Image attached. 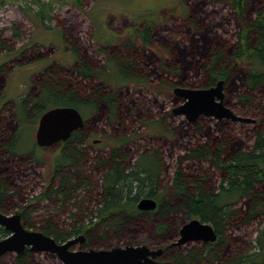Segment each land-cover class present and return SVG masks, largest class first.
<instances>
[{"label": "trees", "instance_id": "16d2710c", "mask_svg": "<svg viewBox=\"0 0 264 264\" xmlns=\"http://www.w3.org/2000/svg\"><path fill=\"white\" fill-rule=\"evenodd\" d=\"M218 1L231 11L234 41L217 33L203 5H191L172 29L140 23L129 28L130 36L119 46H102L98 53L107 69L75 49L71 68L50 65L36 75L21 100L24 115L0 112V212L8 214L19 200L25 202L18 180L39 162L30 151L22 152V121H40L54 107L72 106L84 116L85 126L57 145L60 154L45 198L64 213L75 211L69 222L52 212L32 222L23 208L28 230L59 243L84 235L88 249L154 235L158 246L164 244L160 260L174 264H264V0ZM45 58L39 54L28 60ZM22 60L0 66V99ZM115 74L135 91L143 87L177 105L183 101L175 96L176 87L210 88L224 80L225 104L257 121L248 129L242 125L239 134L227 120L201 117L176 123L169 122L170 113L154 118L129 85L115 86ZM135 122H141L143 133L132 129ZM100 133L104 147L91 156L87 144ZM148 138L160 147L136 146ZM143 198L155 199L156 210H140ZM193 219L211 224L217 242L172 247L181 225ZM254 224H259L256 239L246 247L239 233ZM0 233L9 235L3 227ZM11 255L12 262L0 256V264H39L30 251Z\"/></svg>", "mask_w": 264, "mask_h": 264}, {"label": "rangeland", "instance_id": "374dc122", "mask_svg": "<svg viewBox=\"0 0 264 264\" xmlns=\"http://www.w3.org/2000/svg\"><path fill=\"white\" fill-rule=\"evenodd\" d=\"M197 4L203 5V12H205L203 14L219 35L230 41L235 40V24L231 11L218 0H0V40L5 42L4 46H0V66L13 64L18 58L23 59L24 62L8 79L5 96L0 99V112L6 109L4 115L19 113L18 116L21 118L24 115L21 100L28 94L32 79L50 65L56 68H71L77 60L75 49L106 68L105 58L98 53L102 46H119L122 39L130 36L129 28L140 23L153 22L159 29H172L183 21L184 13L187 12L189 6ZM164 35L169 36L170 33H164ZM135 38L141 39V36L137 35ZM39 54L46 58L34 62L28 60ZM113 77L117 81L115 86L126 88L129 85L130 89L135 92L139 104L145 107L154 118L163 117L168 113L172 115V109L178 106L168 97L154 95L146 88L142 87L135 91V86L122 83L118 74ZM82 110L87 113L85 117L89 118L88 110L86 108ZM233 110L241 117L256 120L251 116L242 115L237 108ZM168 120L176 123L183 120L189 122L184 116L172 115ZM231 123H234V130L239 134L243 133L242 125L248 129L255 124L233 121ZM38 126L39 120L22 121L20 132L21 141H24L21 144L24 149L22 152L30 151L31 158L39 162L24 172L23 179L18 180L19 185L23 187L25 202L19 200L20 206L10 210L6 215H13L27 208L32 222L39 221L50 212L56 214V218L69 222L71 221L70 214L75 210L64 213L51 206L45 198L53 178L54 161L60 154V149L56 148L58 144L48 149L37 146ZM104 127L101 125L100 129ZM132 129L137 130L138 133L145 131L141 122L133 123ZM101 136L102 133L88 142L87 148L91 156L97 155L103 149L104 144L93 143V140L101 139ZM149 140V138L139 139L136 146L145 148L148 144V148L158 149L160 147L156 142L148 143ZM165 154L167 164L172 167L173 160L170 159L168 153L165 152ZM172 172L173 168H170L169 175ZM92 175L96 173L92 172ZM79 199L81 200L82 196ZM258 229L259 224H254L239 233L247 242L246 247L253 246ZM6 237L0 233V240ZM143 239L132 240L128 237L120 245L95 250H109L127 245H148L152 249L163 248L164 244L158 246L159 239L154 235H145ZM190 244L193 246L198 243ZM190 244L183 248L189 247ZM73 250L89 249L79 244ZM11 259V254L5 257L6 261L10 262ZM36 259L39 264H63L57 256L48 253L36 254Z\"/></svg>", "mask_w": 264, "mask_h": 264}, {"label": "water", "instance_id": "95a60500", "mask_svg": "<svg viewBox=\"0 0 264 264\" xmlns=\"http://www.w3.org/2000/svg\"><path fill=\"white\" fill-rule=\"evenodd\" d=\"M174 94L183 102L173 109L172 114L184 116L190 123H195L201 117L256 123L254 119L239 116L225 104L224 80L210 88L176 87ZM84 126L85 118L77 108L54 107L40 118L36 134L37 145L40 148H52L68 141L75 131ZM157 207V201L152 198H143L138 203V208L142 211H154ZM0 227L9 233L0 240V256L23 255L30 251L55 255L63 264H174L159 260L165 249H152L148 245H127L109 250H73L75 246L86 243L84 235L59 243L43 232L28 230L22 222L20 211L13 215L0 212ZM217 240L218 234L211 224L193 219L180 228L179 237L172 247H183L190 243H215Z\"/></svg>", "mask_w": 264, "mask_h": 264}, {"label": "flooded vegetation", "instance_id": "af4514ba", "mask_svg": "<svg viewBox=\"0 0 264 264\" xmlns=\"http://www.w3.org/2000/svg\"><path fill=\"white\" fill-rule=\"evenodd\" d=\"M227 121H230V120H227ZM231 122V121H230ZM95 141V140H94ZM97 142H95L94 144H102V140H96ZM43 149H48V148H43ZM159 260H160V258H159Z\"/></svg>", "mask_w": 264, "mask_h": 264}, {"label": "bare ground", "instance_id": "6f19581e", "mask_svg": "<svg viewBox=\"0 0 264 264\" xmlns=\"http://www.w3.org/2000/svg\"><path fill=\"white\" fill-rule=\"evenodd\" d=\"M174 108H175V107H174ZM174 108H173V109H174ZM172 111H173V110H172Z\"/></svg>", "mask_w": 264, "mask_h": 264}]
</instances>
